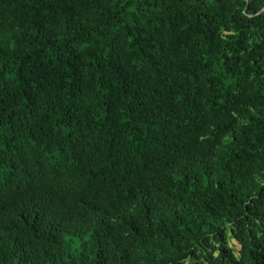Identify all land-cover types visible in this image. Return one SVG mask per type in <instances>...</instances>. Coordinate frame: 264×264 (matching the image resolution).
<instances>
[{
  "label": "trees",
  "instance_id": "obj_1",
  "mask_svg": "<svg viewBox=\"0 0 264 264\" xmlns=\"http://www.w3.org/2000/svg\"><path fill=\"white\" fill-rule=\"evenodd\" d=\"M0 264H264V0H0Z\"/></svg>",
  "mask_w": 264,
  "mask_h": 264
},
{
  "label": "rangeland",
  "instance_id": "obj_2",
  "mask_svg": "<svg viewBox=\"0 0 264 264\" xmlns=\"http://www.w3.org/2000/svg\"><path fill=\"white\" fill-rule=\"evenodd\" d=\"M229 244L234 245L237 249H239V247H240L239 244H237L234 239H230Z\"/></svg>",
  "mask_w": 264,
  "mask_h": 264
}]
</instances>
